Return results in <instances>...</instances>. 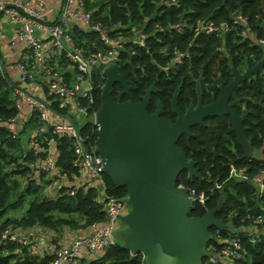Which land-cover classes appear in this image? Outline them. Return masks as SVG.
<instances>
[{
  "label": "trees",
  "instance_id": "1",
  "mask_svg": "<svg viewBox=\"0 0 264 264\" xmlns=\"http://www.w3.org/2000/svg\"><path fill=\"white\" fill-rule=\"evenodd\" d=\"M80 8L90 13L91 22L88 27L71 25L69 34L75 44L88 52L104 50L101 32L120 40L121 72L128 79L139 78L143 88L153 82L159 88L167 87V100L179 85L189 94L199 77L205 89L227 82L232 69L241 73L264 55V0H80ZM209 25L213 30H208ZM140 36L143 45L136 42ZM177 54L182 56L180 62L175 61ZM57 61L59 65L68 63L64 57ZM73 72H64L67 82ZM30 82L40 84L42 94L38 96L54 112H68L59 108L41 73L22 82L12 80L0 68V264H49L63 247L58 241L64 230L80 236L89 233L93 223L105 221L103 199L126 195L124 188H116L104 174L102 188L87 183L75 164V139L54 133L52 126L41 131L37 111L32 110L25 121L17 120L18 89ZM102 83L97 69L91 77L92 102L78 98L80 105L88 108L82 124L75 120L90 153L97 134L90 116L99 107ZM240 98L243 101L235 110L243 117L246 138L260 152L259 158H243L231 119L225 116L200 144L187 150L202 179L190 180L183 172L178 180L188 190L204 195V204L197 205L192 215H203L221 195L225 198L217 217L231 230L216 237L217 229L211 228L207 247L219 254L229 246L230 238H235L240 249L227 263L205 259L206 264H264V190L259 188L264 184V72L239 85L232 99ZM49 159L54 167L43 169ZM35 228L55 235L52 251L40 254L32 248L37 246ZM9 234L17 235L18 240L3 238ZM79 264H143V256L132 255L115 243L92 261Z\"/></svg>",
  "mask_w": 264,
  "mask_h": 264
},
{
  "label": "water",
  "instance_id": "2",
  "mask_svg": "<svg viewBox=\"0 0 264 264\" xmlns=\"http://www.w3.org/2000/svg\"><path fill=\"white\" fill-rule=\"evenodd\" d=\"M233 72L234 79L227 86L221 81L218 99L209 104H202L199 86L197 106L192 103L182 111L174 97L173 121L162 116L160 101L155 112H148L151 93L156 90L154 85L145 91L140 102H120L112 95L114 84H121L126 92L131 86L117 65L111 64L101 71L104 84L94 113V153L100 158L101 174L116 188L126 191V212L118 219L116 243L132 255L142 254L143 264H206L205 259L217 258L207 247L212 238L210 229L215 228L218 233L231 230L217 217L225 203L223 195L213 208L195 216L192 211L198 205L197 196L178 180L183 172L188 179L202 177L196 162L179 146V139L183 135L192 137L191 128L205 125L203 120L208 117L229 116L243 158H259L260 152L246 138L243 117L235 110L243 98L232 102L230 99L241 83L264 72V55L252 68ZM88 74L91 79L92 68ZM200 80H196L197 84ZM104 194L103 188L101 195Z\"/></svg>",
  "mask_w": 264,
  "mask_h": 264
},
{
  "label": "built area",
  "instance_id": "3",
  "mask_svg": "<svg viewBox=\"0 0 264 264\" xmlns=\"http://www.w3.org/2000/svg\"><path fill=\"white\" fill-rule=\"evenodd\" d=\"M74 1L77 2V8L73 6ZM2 14L19 23L16 36L27 47L26 54L17 63L20 81L32 80L34 73H41L48 80L50 93L59 101V108L67 109L68 112L64 114L54 112L49 103L20 89H18V95L25 96L31 109L38 112L42 121L41 131L52 126L54 133L65 134L75 139V164L79 167L84 180L93 184L94 181L102 178L100 172L102 165L100 158L94 153V149L90 153L83 145L75 118L82 121L89 114L88 108L80 105L78 98L86 97L92 102V84L88 70L92 68L93 73L97 69L102 71L111 64L117 65L120 59L119 50L123 48L121 41L111 39L105 32H101L100 40L106 45L104 50L88 52L76 45L69 34L71 25L81 23L88 27L91 22L90 13L80 8V0H65L59 19L52 22L45 20L41 1L30 5L25 0H0V17ZM240 20L244 21L242 18ZM92 28L99 30L97 26ZM208 30H213V27L209 25ZM38 32H43L48 37L49 46L47 49L43 39L37 35ZM136 42L143 45V37L140 36ZM262 43L264 44V42ZM59 57H64L68 63L63 65L68 66L70 71H74L70 82L66 81L64 73L49 64L50 59L58 60ZM181 57V54H177L175 61L180 62ZM94 113L90 116L93 122ZM53 167L52 159L43 164V169H52ZM259 188L260 191H263L264 184H259ZM191 192L197 196L198 205H203L204 195H197L193 190ZM103 201L105 202V221L99 224L93 223L89 233L80 236L71 245L59 249L49 264H79V257L83 250L104 253L116 243L115 231L119 227L118 219L126 212V207L123 198L105 197ZM216 237H219L217 231ZM3 238H8L11 241L18 240L15 234L5 235ZM23 243L25 242L23 241ZM239 249L238 241L235 238H230L229 246L216 254L217 258L213 259L214 263L219 261L227 263L237 255Z\"/></svg>",
  "mask_w": 264,
  "mask_h": 264
},
{
  "label": "crops",
  "instance_id": "4",
  "mask_svg": "<svg viewBox=\"0 0 264 264\" xmlns=\"http://www.w3.org/2000/svg\"><path fill=\"white\" fill-rule=\"evenodd\" d=\"M9 1V0H8ZM12 1V0H10ZM29 2L30 5H34L36 1H41L44 7V13H45V20L48 22L57 21L59 19V16L61 14L62 8L64 6L65 0H25ZM73 6L75 8L78 7L77 2H73ZM19 23L9 19L5 14H2L0 17V68L4 73H7L12 80L14 81H20L19 78V70L17 68V63L20 61L22 56L26 54L27 47L18 40L16 36V29L18 28ZM37 35L43 39V42L46 46V49L49 46L48 37L43 32H38ZM53 61L51 64L52 67L55 69H59L60 72H69L70 68L66 65H59L57 59H50V61ZM49 61V64H50ZM38 74V72L36 73ZM25 85L29 90L33 89L36 93H41V86L40 84L36 82H31L29 84H23ZM32 109L28 102H23L20 106V114L18 117V121L22 122L29 118L30 113ZM26 140V139H25ZM51 153H54V151H51ZM88 183V182H87ZM93 185L99 186L102 188V180H96L93 182ZM50 190V189H48ZM103 195H101L102 197ZM34 232V242L37 243V246H33L34 250L40 254H43V252H50L53 250L54 246L52 244L53 237L55 236L52 232L41 229V228H35L33 230ZM67 230H64L62 233L61 238L59 239V244L65 247L66 241H64V235ZM79 234V232H76ZM100 252H91L83 250L80 257L79 262L81 261H92L95 259Z\"/></svg>",
  "mask_w": 264,
  "mask_h": 264
},
{
  "label": "flooded vegetation",
  "instance_id": "5",
  "mask_svg": "<svg viewBox=\"0 0 264 264\" xmlns=\"http://www.w3.org/2000/svg\"><path fill=\"white\" fill-rule=\"evenodd\" d=\"M117 67L119 68L118 64H117ZM119 70H120V68H119ZM120 72H121V70H120ZM121 74L126 79L128 85L131 86V89L126 92L124 90V88L121 86V84H119V83L114 84L112 95H113L115 100L120 101V102H126L128 100H131L133 102H140L142 96L145 94V91L148 90L152 85H154L156 87V90L151 93V99H150V102H149V105L147 108L148 112L149 113L155 112V110L157 109V102L160 101L162 104V116L165 118H169L173 121L176 118V115L172 112V105H171L174 97H176V101H177L179 108L182 111H185V109L187 107H189L192 103L194 106H197V104H198L197 87L198 86H199L200 91H201V96H202L201 98H202V104L203 105L211 103V101L213 99H218L219 94H220L219 87L221 86V81L219 82L218 85H214L213 87H211L209 89H205L201 83V80H200L199 84H197V82L194 81V87L192 88V91L189 94H185V92L182 91V87L184 85H179V88L176 89L172 93L170 99L167 100V98H166L167 87H165V89L159 88L156 86V83L153 82L150 85H148L146 88H143L142 85H144V84L139 78L128 79L127 75H125L122 72H121ZM101 79H103V83H102V85H103L104 84V78L101 76ZM233 79H234V72L232 69L230 80L227 82H225V81H222V82H224V84H225L224 86H227ZM165 85H167V83ZM128 93H130V95H128ZM232 98H233V94L231 95L230 102L236 100V99H232ZM218 120H219V118H211V117L205 118L203 120V123L205 125H203V126L196 125V126H193L191 128V132L193 134L192 137L187 138L185 135L181 136V138L179 139V146H181L186 151L187 156H188L187 150L191 149V147L195 146L196 144H200L204 140V137L208 133V131H211L214 128H216V122ZM192 154L193 153H191V155ZM188 158H189V156H188ZM192 179H197V178L194 177ZM201 179H202V177H201ZM201 179H199V180H201ZM215 187H218V186H215Z\"/></svg>",
  "mask_w": 264,
  "mask_h": 264
},
{
  "label": "rangeland",
  "instance_id": "6",
  "mask_svg": "<svg viewBox=\"0 0 264 264\" xmlns=\"http://www.w3.org/2000/svg\"><path fill=\"white\" fill-rule=\"evenodd\" d=\"M30 83H31V82H30ZM19 89H20L21 91L27 93V94H30V95H33V96L39 98L38 93H36L35 90H33V89H30V90H29L26 86H22V87L19 88ZM19 97H20V102H19V103H20V106H21V104H22L23 102H28L27 99L25 98V96H21V95H19ZM28 103H29V102H28ZM84 121H85V120H84ZM78 122H79V125L82 124V122H80V121H78ZM23 139H24V146L27 147V145H28V144L26 143L27 140H25V138H23ZM66 233H67V234L64 235V241H66V243H65V247L71 245L73 241H75L77 238L80 237V235H79L78 233H76V231L67 230ZM63 247H64V246H63Z\"/></svg>",
  "mask_w": 264,
  "mask_h": 264
}]
</instances>
